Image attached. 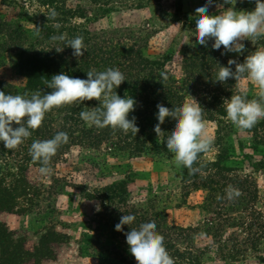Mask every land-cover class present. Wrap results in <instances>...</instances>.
Listing matches in <instances>:
<instances>
[{
	"label": "rangeland",
	"instance_id": "374dc122",
	"mask_svg": "<svg viewBox=\"0 0 264 264\" xmlns=\"http://www.w3.org/2000/svg\"><path fill=\"white\" fill-rule=\"evenodd\" d=\"M202 3L205 0H0V81L17 89L27 87V76L20 70L25 51L30 54L49 45L48 39L38 40L46 28L65 37L77 29L99 38H112L114 43L134 44L146 58L169 70L177 86L187 88L185 101L194 98L203 108L200 96L216 86L206 88L188 80L206 77L200 70L191 72L188 66L195 48H203L195 41L194 20L198 15L194 8ZM222 3L216 0L210 5L209 14H219L217 5ZM228 7L252 11L255 0H236L234 5H224ZM51 9L58 14L55 21H48L46 14ZM56 23L59 28L54 26ZM241 42L245 45L243 54L229 52L223 56L240 58L242 63L256 48H264V37L255 44L249 39ZM222 50L223 46L213 52ZM227 83L225 89L232 95L244 90L249 99L256 98L257 89L246 78L238 82L229 78ZM134 100L129 119L140 107V101ZM99 103L88 100L80 103L79 109L90 110ZM208 109L203 119L213 145L194 164L199 169L196 173L176 166L163 135L158 137L149 127L142 131L138 125L136 135L112 130L105 140L95 144L82 141L85 128L91 127L79 115L69 142L58 148L51 160L53 171L46 177L39 174L38 162L23 158L27 157L21 154L23 145L10 151L0 142V165L14 171L19 165L25 166V176L39 190L25 213H0V221L21 240L23 252L32 254L21 264H137L128 250L125 233L148 219L156 221V229L163 237L167 236L187 255L190 251L201 264H264V245L255 251L244 243L250 237L245 228L250 218L244 212H228L230 226H226L218 242L206 233V219L215 218L211 212L215 209L208 208L206 199L215 161L233 168L229 174L233 177L251 176L264 195V119L251 129L241 130L226 114H216L218 107ZM63 115L62 110L53 111L56 126L62 123ZM255 209L264 212L260 199ZM124 214H133L136 219L116 231L115 225ZM241 217L247 222L236 227L232 219ZM257 221L264 223V216ZM192 226L199 230L179 229Z\"/></svg>",
	"mask_w": 264,
	"mask_h": 264
},
{
	"label": "clouds",
	"instance_id": "9594fccd",
	"mask_svg": "<svg viewBox=\"0 0 264 264\" xmlns=\"http://www.w3.org/2000/svg\"><path fill=\"white\" fill-rule=\"evenodd\" d=\"M236 0H223L217 7L219 14H209L208 7L216 0H205V3L195 6L197 13L195 20V41L203 46H208L226 53L243 54L245 45L241 42L249 39L253 44L257 39L264 37V0H255L252 11L236 10L234 7L224 8L225 4H235ZM48 21H55L57 12L54 9L46 14ZM59 28V24L54 25ZM51 40L63 42V46L53 47L57 52H62L65 47H70L72 56L79 59L86 51L84 38L75 36L66 39L64 34L53 35ZM235 65V70L231 67ZM161 78L167 80L166 73H161ZM234 78L237 82L242 78L249 80L257 89L256 98L249 99L244 90L224 99L223 106L227 119L241 130L253 128L258 121L264 119V48H256L247 55L242 63L230 58L227 66L219 65L215 72L214 82H226ZM124 74L116 68H107L103 71L94 69L87 71V78L69 76L63 72L54 74L45 84L52 89L51 92L40 94L34 92L30 98L28 94H10L0 91V142L9 150H15L23 144L32 131L39 128L46 113L54 108H59L72 103L96 99L99 106L90 110H81L79 117L88 126L103 129L110 127L123 133L136 135L139 128L136 117L129 119V113L134 111L135 100L132 97H121L116 89L124 82ZM193 98V97H192ZM154 132L160 137L164 132L161 124L166 118H174L172 129L167 132L164 140L165 147L173 154L176 166L186 168L189 173H196L199 169L194 167L201 154L208 152L213 140L208 135L203 119V108L193 98L184 101L175 107L157 104ZM13 123L18 127H13ZM69 142V136L64 131L57 132L51 139L33 140L29 147V155L33 162L39 163V174L47 176L52 173L51 160L56 155L61 145ZM227 199L239 196L237 189L228 186L225 189ZM96 210L100 211L99 205ZM136 217L133 214H124L115 225L116 231H121L124 225H131ZM128 250L135 258L137 264H174L164 244V237L156 229V221L148 219L138 227L131 228L125 233Z\"/></svg>",
	"mask_w": 264,
	"mask_h": 264
},
{
	"label": "trees",
	"instance_id": "16d2710c",
	"mask_svg": "<svg viewBox=\"0 0 264 264\" xmlns=\"http://www.w3.org/2000/svg\"><path fill=\"white\" fill-rule=\"evenodd\" d=\"M73 31L74 33L67 35L66 39H71L78 35L82 36L87 49L84 51L83 56L79 59L73 57V50L70 47H65L62 52H57L53 47H62L63 42L51 43L50 39L55 33L46 28V31L38 36V40L40 38L48 39L50 41L49 45L46 43V45L31 51L30 54L27 51L24 53L25 56L20 70L27 76V87L17 89L5 81H0V91L13 95L27 93L30 98L37 91L41 95L51 92L52 89L46 86L45 81L50 80L54 74L63 72L72 77L86 79L87 71L89 70L103 71L109 67L116 68L124 74L126 79L116 89L117 94L121 97L129 96L140 101V107L137 109L135 117L136 124L142 127V131L147 127L154 129V125L158 123L156 118L158 103L164 104L167 107H175L185 101L186 94L184 90L187 91V88L177 86V81L169 70L160 67L159 62L146 58L142 54V50L136 49L134 44H125L121 41H117L119 44L114 43L112 38H99V36L91 35L89 31H78L77 29H73ZM6 42L9 43L8 40ZM212 43L213 41H209L207 47L203 46L201 49L195 48L193 58L189 59L190 63L188 64L191 72L195 73L197 70H200L202 76L205 75L206 77L197 80L194 78V81L188 80L191 81V84H200L206 88L212 86H216V89L219 88L220 90L208 89L204 91V95L200 96V101L205 105L203 107V114L211 106H216L218 109L215 113L224 116L226 112L223 101L232 96V91L225 89L227 88L226 84H228V80L221 83L214 82L213 79L219 65L227 66L229 57H224L220 51H218L220 53L213 52V48H211ZM236 60L239 63L240 58ZM162 72L167 74V80L161 78L160 74ZM193 76L195 75L191 74V77ZM191 84L190 87H193ZM188 86L189 84H187ZM30 91L32 92L29 93ZM81 106L80 103H72L54 108L46 113L41 126L32 131V135L21 144L23 146L20 145L21 154L24 153L27 156L23 158L25 160L31 158L29 156V147L32 143L31 141L34 140L33 138L35 140H37V137L40 140L51 139L59 131H64L71 137L76 122L79 121L77 120V116L79 115L78 111H81L79 109ZM58 109L62 110L64 115L61 116L62 123H58L56 126L52 113ZM210 115L215 116V114ZM173 125L174 118L171 117L166 118L161 124V129L164 132L162 134L163 139H165L167 132L172 129ZM13 127H18V125L13 123ZM109 131H112L110 127L103 129H98L94 126L85 128L81 139L82 141L88 140L95 144L105 140ZM118 134L124 137L122 132H118ZM23 158L21 159L25 161ZM212 165L214 166V173L209 175L210 178L207 183L209 195L206 199L208 201V208L215 209H211V212L215 214V218L209 217L206 219V226L208 228L206 233L212 235L214 240L218 242V238L221 237L220 234H223L226 226H230L227 223L228 212L241 211L250 220L247 222L242 217L237 220L233 218V223L236 227H241L247 222L245 228L249 230L250 237L244 243L255 251L259 250L260 246L264 245V223H260L257 220L264 216V212L256 210L255 205L260 199L264 206V195L260 194L257 181L251 176L233 177L229 175L233 171V168L221 165L219 160L212 163ZM24 170L25 166L23 165H19L17 171L0 165V213L4 211L25 213L28 210V206L33 203L34 197L39 195V190L28 180L24 174ZM228 186L237 189L241 194L231 200L227 199L225 189ZM227 203L229 205L225 207L224 204ZM238 205L241 208L237 209ZM179 229L182 231L199 230L198 226L180 227ZM164 232L166 231L164 230ZM197 233L195 232V234ZM14 235L15 231L9 229L4 222L0 221V264H21L32 255L30 252H23L21 240L15 238ZM164 244L170 256L174 259V264H201L196 256L191 255L190 251L188 252L190 255H187L186 252L179 249L176 243L169 240L167 236L164 237Z\"/></svg>",
	"mask_w": 264,
	"mask_h": 264
}]
</instances>
